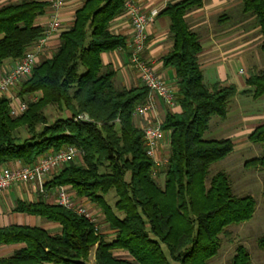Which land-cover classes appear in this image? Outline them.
<instances>
[{
    "label": "trees",
    "instance_id": "trees-1",
    "mask_svg": "<svg viewBox=\"0 0 264 264\" xmlns=\"http://www.w3.org/2000/svg\"><path fill=\"white\" fill-rule=\"evenodd\" d=\"M127 1L132 0H84L71 26L59 33L54 53L38 57L30 75L14 88L26 104L23 113L11 117L8 99L0 96V167L32 166L68 146L80 149L81 163L63 166L44 189L69 188L74 200L98 208L113 238L107 240L99 228L38 193L33 201H15L12 212L57 224L59 232L0 226V246H15L9 257H0V264H87L92 251L93 264H207L218 252L219 236L252 217L253 198L233 195L226 173L208 178L210 166L226 158L233 143L202 136L212 118H226L237 90L203 82L200 40L184 22L187 13L202 6L201 0H180L160 12L172 40L161 62L173 70L179 110L162 117L167 163L152 176L153 161L145 153L141 128L133 122L134 110L147 101L148 91L141 83L116 87V71L100 58L126 49L127 38L113 34L109 26L125 13ZM48 8V2L37 0L0 6V65L16 63L43 36L36 20ZM242 11L254 18L264 53V0H242ZM245 84L244 93L253 100L264 96V70L250 71ZM49 105L67 116L49 124L43 114ZM80 114L91 122L75 121ZM20 129L27 136L23 140L16 136ZM247 140L261 145L262 153L245 165H257L264 174V120ZM109 191L116 197L113 206L103 199ZM257 245L264 251V235ZM230 264H251L243 245L235 247Z\"/></svg>",
    "mask_w": 264,
    "mask_h": 264
},
{
    "label": "crops",
    "instance_id": "crops-1",
    "mask_svg": "<svg viewBox=\"0 0 264 264\" xmlns=\"http://www.w3.org/2000/svg\"><path fill=\"white\" fill-rule=\"evenodd\" d=\"M6 1L9 0H0V6ZM37 1L49 3V0ZM178 1L180 0H132L142 12L147 14L155 12L153 22L150 23L146 29L147 41L142 57L144 60L152 63L154 71L174 90L173 70L164 67L161 62V58L171 50L172 40L169 37L168 20L165 17L160 16V12L168 4H173ZM83 2L84 0H65L59 14L60 30L47 37L44 44V50L39 55L40 59L42 57H48L49 51L53 48H57L59 45V33L71 26L74 12L81 7ZM201 3L202 6L199 9L192 10L184 16V22L191 32L198 35L200 40L201 52L198 55V64L202 72L203 82L206 86H210L214 83L235 86L237 93L233 100L234 102L236 100V104L239 102L237 105L242 117L241 120L239 119V122L235 123V127L237 130L241 131L240 133L237 132L239 135H246L247 137L256 126H252L248 130L250 131L249 133L243 132V130L247 128L246 123L249 118H246V111L241 106L242 99L240 98L243 97L239 98L238 94L241 93V95L250 97L252 101L254 100L250 94L244 93V91L248 89L245 81L240 84V81L235 78L233 72H231V65H242L247 67L249 71H262L264 69V57L259 49L261 37L258 32V27L255 25L253 17L243 13L242 0H201ZM48 18L49 8L44 16L39 17L36 20V25L45 29L48 23ZM109 30L115 35H122L127 38L126 49L103 53L100 56L102 64L104 66L109 65L116 71L117 79L120 83L126 85L124 87L129 88L139 85L140 82L136 73L128 65V44L131 39L132 31L127 14L124 13L120 17L114 19L110 23ZM252 50L254 51L256 58L249 63L247 60L248 52ZM14 64L15 62L13 61L1 64L0 78L5 76ZM116 67L119 72H117ZM237 74L243 73L238 70ZM11 92L15 95L14 89ZM178 110V106L167 108L160 101L155 100L154 110L149 112L143 119L140 120L138 118L140 120V127H138L141 128L144 124L151 123L155 117L161 119L167 111L175 113L178 112ZM78 160L81 161V159ZM34 196H38V188L33 185L21 188L12 187L0 194V202L2 204V206L0 205V226L12 225V208L14 204L13 206H8L4 212L1 208L5 206V200L10 202L14 201V203L17 200L33 201L36 199V197L33 198ZM54 198V193L49 192L47 201L53 203ZM78 202L83 204L85 200H80ZM29 217V220L26 217L23 218L24 224L20 225L34 226V220L40 219L33 216ZM29 222L31 224L28 225ZM45 227L46 231H50L51 234L59 232V226L57 224L48 223ZM14 248L15 246H0V252L7 250L13 251ZM115 256L122 257L125 256V254L123 252H116Z\"/></svg>",
    "mask_w": 264,
    "mask_h": 264
},
{
    "label": "built area",
    "instance_id": "built-area-1",
    "mask_svg": "<svg viewBox=\"0 0 264 264\" xmlns=\"http://www.w3.org/2000/svg\"><path fill=\"white\" fill-rule=\"evenodd\" d=\"M64 3L65 0H49V18L46 28L43 31V36L33 44L31 49L14 64L5 76L0 78V96L8 99L9 115L11 117L23 113L26 109V104L18 100L11 91L22 79L30 75L39 55L44 50L47 37L60 30L59 14ZM125 13L129 18L132 31L128 44V65L136 73L141 85L148 91L147 101L143 105L137 106L134 110V116L141 120L149 112L154 110L155 100L160 101L167 108H174L177 106V103L175 90L166 84L154 71L152 63L144 60L142 57L147 41L146 29L153 22L155 12L149 14L144 13L135 3L127 1L125 3ZM74 120L91 122L86 114H80ZM160 125V118L155 117L151 123H146L141 126L145 153L154 164L152 171L153 177H156L157 170L167 163V141ZM81 158L82 151L80 149L68 146L57 152L43 156L32 166L1 167L0 194L12 187L29 184L37 186L38 193L44 198H48L49 192L44 189V184L48 177L66 164ZM52 191L55 195L54 204L71 210L76 215L93 224L95 230L98 229L96 219L92 212L81 202L74 200L66 188L57 187L52 189Z\"/></svg>",
    "mask_w": 264,
    "mask_h": 264
},
{
    "label": "rangeland",
    "instance_id": "rangeland-1",
    "mask_svg": "<svg viewBox=\"0 0 264 264\" xmlns=\"http://www.w3.org/2000/svg\"><path fill=\"white\" fill-rule=\"evenodd\" d=\"M12 2L14 1L9 0L3 3L2 5L9 4ZM55 49L56 48H53L49 51L48 57H50L54 53ZM262 55L264 57L263 52ZM255 58L256 56L253 50L248 52L247 60L249 63L255 60ZM6 62L10 63V61H6ZM231 69H230L231 72H233L234 77L240 81V84L241 82L244 83L245 79L249 76L250 73L249 69L242 65L233 64L231 65ZM116 70L117 72H119L117 67ZM238 70H240L243 74H237ZM80 72H82V69H80ZM114 85L118 88L122 86H126L120 83V81L117 79V75L114 78ZM14 92L16 94L15 90ZM238 97L239 98L243 97L240 98L242 99L241 106L246 111L245 114V116H247L246 118H249L246 123L247 128L244 129L243 132L249 133L250 131L248 130L252 126L254 125L257 126L258 124H261L264 120V96L254 101H252L251 98L247 97L246 95H241V93L238 94ZM238 103L239 102H237V104ZM237 104H236V100L235 102L234 100H232L228 108L227 116L224 120H220L218 117L212 118L209 122V127L207 131L204 132L202 136L203 140H219V139L228 138L233 143L232 152L223 160L218 161L210 166L208 170V178H210L215 173L220 171L226 173L228 176L229 185L232 194L238 197H242V196L252 197L255 202V208L250 220L241 223L239 225H233L228 227L226 230V234L219 236L218 252L213 258H211L208 261L207 264H230V260L235 254V247L238 244L243 245L247 250L251 264H264V251L259 249L257 245L258 238L264 235V203L262 200V187H263L264 174L263 171L257 165H245V163L251 160L258 159L261 156L262 147L259 144L250 143L247 140L246 135L245 136L239 135L241 131L237 130V128L235 127L236 126L235 123L239 122V119L241 120L242 117ZM43 114L46 117L47 122L49 124L53 123L58 118L61 117L65 118L67 116L65 112L60 111L55 105L47 106L43 110ZM160 120L162 121V117ZM133 122L134 124L140 127V120L137 117L133 118ZM40 129L41 127L37 128L38 131ZM16 136H18L21 140L27 137L26 133L21 129L16 132ZM74 162L81 163V161H79L78 159L74 160ZM3 168H8V167L3 166ZM100 172H103V170L100 169ZM51 176H49L48 179ZM28 185L29 184L18 185L16 187L21 188L24 186L27 187ZM53 191L51 190L49 192H53ZM35 197L37 196H34L33 198ZM103 199L108 205L113 206L116 197L113 191H109L105 196H103ZM4 203L5 206H3L1 210L5 212L8 206L10 205L13 206L14 201L10 202L5 200ZM0 205L2 206L1 202ZM83 205H85L88 208V210L92 212L94 218L96 219V224L98 225L100 233L104 235L107 240H111L113 238V233L107 229V226L103 221V216L99 212V209L94 207L87 201H85ZM115 213L118 216H120L116 211ZM25 217L28 220L30 219L29 216L13 213L12 224H17V225L24 224L23 218ZM29 224L31 223L29 222L28 225ZM33 224L34 226L46 230L45 226L48 225V222L39 219V220H34ZM48 232L51 233L50 231ZM11 254H12V250L1 251L0 257L4 256L6 258L9 257ZM87 264H93V251L90 254ZM170 264H176V263L171 262Z\"/></svg>",
    "mask_w": 264,
    "mask_h": 264
}]
</instances>
